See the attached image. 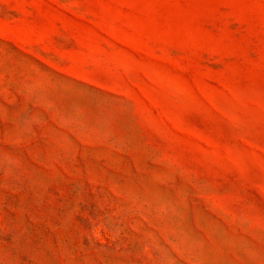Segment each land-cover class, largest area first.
I'll return each instance as SVG.
<instances>
[{
    "label": "rangeland",
    "instance_id": "1",
    "mask_svg": "<svg viewBox=\"0 0 264 264\" xmlns=\"http://www.w3.org/2000/svg\"><path fill=\"white\" fill-rule=\"evenodd\" d=\"M0 264H264V0H0Z\"/></svg>",
    "mask_w": 264,
    "mask_h": 264
}]
</instances>
